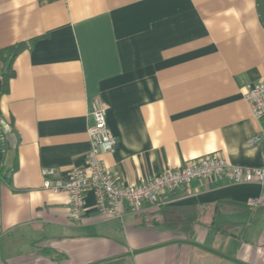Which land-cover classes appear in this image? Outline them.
I'll return each instance as SVG.
<instances>
[{
	"label": "crops",
	"instance_id": "0c3cea01",
	"mask_svg": "<svg viewBox=\"0 0 264 264\" xmlns=\"http://www.w3.org/2000/svg\"><path fill=\"white\" fill-rule=\"evenodd\" d=\"M260 0H0V50L22 45L0 96L15 138L0 174V264H264V186L203 178L164 191L193 223L154 229L158 206L71 222L68 197L43 188L86 164L92 101L114 138L99 156L135 185L198 158L264 167V120L246 90L264 81Z\"/></svg>",
	"mask_w": 264,
	"mask_h": 264
},
{
	"label": "built area",
	"instance_id": "2783aa9c",
	"mask_svg": "<svg viewBox=\"0 0 264 264\" xmlns=\"http://www.w3.org/2000/svg\"><path fill=\"white\" fill-rule=\"evenodd\" d=\"M244 100L252 117L264 120V81L249 87ZM89 114L92 124L87 127L90 149L86 164L73 167L67 179L57 176L52 168L43 169V188L54 194L64 193L68 197L69 217L75 224L85 216V197L88 191L94 195V208L104 216L121 218L123 206L138 210L142 204L159 206V197L164 191H172L189 185L199 179L209 178L231 184H259L264 186V167H248L227 163L217 155L198 158L176 170H167L158 176L148 178L135 185L117 184L111 172L104 168L99 156L114 149L115 141L105 120L104 110L97 100L92 101ZM252 143L264 142V128L253 138Z\"/></svg>",
	"mask_w": 264,
	"mask_h": 264
},
{
	"label": "trees",
	"instance_id": "16d2710c",
	"mask_svg": "<svg viewBox=\"0 0 264 264\" xmlns=\"http://www.w3.org/2000/svg\"><path fill=\"white\" fill-rule=\"evenodd\" d=\"M22 45L11 46L0 50V80L2 84L1 93L6 92V84L14 73L11 69V63L14 57L20 51ZM6 180L7 173L1 175ZM157 214L160 216L159 221L152 224L154 229L176 230L180 225L193 223L197 219L198 212L191 205H159Z\"/></svg>",
	"mask_w": 264,
	"mask_h": 264
},
{
	"label": "water",
	"instance_id": "95a60500",
	"mask_svg": "<svg viewBox=\"0 0 264 264\" xmlns=\"http://www.w3.org/2000/svg\"><path fill=\"white\" fill-rule=\"evenodd\" d=\"M257 12H258V17L261 21V23L264 25V0H260L257 5ZM2 89V84L0 80V92ZM1 96V93H0ZM1 115V114H0ZM10 129L9 127L4 123L0 122V135L4 137V142H5V157H3V150L2 147L0 146V162L2 161V157L4 159L3 164L6 167H10L12 163V157H13V149H14V144H15V138L12 133L8 132Z\"/></svg>",
	"mask_w": 264,
	"mask_h": 264
},
{
	"label": "rangeland",
	"instance_id": "374dc122",
	"mask_svg": "<svg viewBox=\"0 0 264 264\" xmlns=\"http://www.w3.org/2000/svg\"><path fill=\"white\" fill-rule=\"evenodd\" d=\"M263 125H264V123H263Z\"/></svg>",
	"mask_w": 264,
	"mask_h": 264
}]
</instances>
